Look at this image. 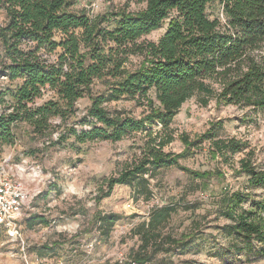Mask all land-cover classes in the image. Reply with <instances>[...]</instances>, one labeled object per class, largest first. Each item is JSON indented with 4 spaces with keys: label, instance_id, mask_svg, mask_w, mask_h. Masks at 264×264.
Wrapping results in <instances>:
<instances>
[{
    "label": "trees",
    "instance_id": "obj_1",
    "mask_svg": "<svg viewBox=\"0 0 264 264\" xmlns=\"http://www.w3.org/2000/svg\"><path fill=\"white\" fill-rule=\"evenodd\" d=\"M124 1L123 8L89 17L74 10L76 0H0V145L15 142L19 125L52 146L138 140L132 159L104 181L97 204L115 186H127L148 201L151 182L170 169L197 181L223 178L221 172L191 170L180 161L206 142L209 159L225 164L247 144L222 138L215 132L220 123L194 140L176 136L173 120L191 99L204 107L214 100L264 115V0H219L222 19L208 14L215 0ZM131 1L144 8L127 11ZM160 30L156 41L146 39ZM3 81L14 89L1 87ZM96 82L104 86L102 94H93ZM46 94L49 100L36 106ZM83 99L90 104L79 116L76 104ZM122 99L143 108L140 118L107 108ZM175 140L181 152H166ZM252 156L244 153L237 162V173L247 177L245 191L224 190L211 203L213 221L226 222L221 231L234 237L248 259L264 256V204L250 200L248 192L264 186V171L256 170ZM182 202L154 206L131 230L137 247L124 261L107 264H178L169 256L191 247L206 218L191 210L195 219L188 229L174 233L172 217L192 209ZM119 219L97 212L91 222L106 241Z\"/></svg>",
    "mask_w": 264,
    "mask_h": 264
},
{
    "label": "rangeland",
    "instance_id": "obj_2",
    "mask_svg": "<svg viewBox=\"0 0 264 264\" xmlns=\"http://www.w3.org/2000/svg\"><path fill=\"white\" fill-rule=\"evenodd\" d=\"M123 7L124 0H76L74 10L94 17ZM143 8L144 5L131 1L127 11L137 12ZM208 14L222 19L219 0L209 6ZM162 32L157 31L146 39L156 41ZM133 62H137V59H133ZM1 87L14 89L15 84L3 81ZM103 92L102 83L96 82L93 94ZM47 100L49 94L36 100L35 105H42ZM89 104L88 99L77 102L79 116L86 112ZM107 108L110 111L123 110L136 119L143 111L133 99L110 103ZM212 123L222 125L221 130L215 129L222 138L231 137L245 142L247 149L229 157L224 164L219 159H209V144L205 142L180 163L191 170L221 172L223 178L197 181L177 169H170L151 182L153 195L148 201L136 198L127 186H115L111 195L98 204L96 198L100 190L105 189L104 181L137 152V138L117 143L103 141L83 145L69 140L62 145L52 146L46 139H32L29 128L19 125L15 130V142L0 145V169L3 168L18 181L30 196L20 219L27 264L122 262L130 250L138 245L131 230L148 217L154 206L178 200H183V208L190 205L192 209H180L172 217L170 227L174 233L188 229L195 219L191 210L196 215H206V218L201 234L191 247L183 253L170 255L171 260L178 264H264V256L248 259L237 250L234 237L226 236L220 229L226 222L213 221L214 207L211 204L224 190L244 192L248 187L247 177L237 173V162L244 153L252 152L256 170L264 171V115L217 105L214 100L204 107L193 98L182 106L173 120L172 128L176 136L185 134L194 140L206 132ZM55 138L53 135L51 139L54 141ZM182 149V144L175 140L165 151L177 154ZM248 192L253 197L250 200L264 204V186L249 189ZM128 203H131V209L127 208ZM97 212L114 213L120 217L106 241L99 237L95 224L91 222ZM44 247L48 249L44 250ZM0 264H26L18 243L8 240L3 233L0 235Z\"/></svg>",
    "mask_w": 264,
    "mask_h": 264
},
{
    "label": "built area",
    "instance_id": "obj_3",
    "mask_svg": "<svg viewBox=\"0 0 264 264\" xmlns=\"http://www.w3.org/2000/svg\"><path fill=\"white\" fill-rule=\"evenodd\" d=\"M30 196L23 186L8 175L3 168L0 169V235L17 242L20 251L24 254L25 263L28 262L24 253L25 243L22 238L20 219L24 207L29 203ZM132 208L131 203L127 205Z\"/></svg>",
    "mask_w": 264,
    "mask_h": 264
}]
</instances>
